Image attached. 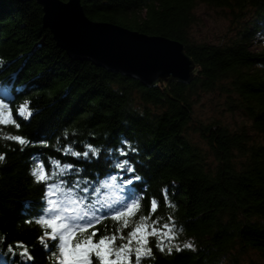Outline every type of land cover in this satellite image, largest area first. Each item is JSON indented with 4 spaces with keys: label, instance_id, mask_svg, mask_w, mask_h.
I'll return each mask as SVG.
<instances>
[{
    "label": "trees",
    "instance_id": "trees-1",
    "mask_svg": "<svg viewBox=\"0 0 264 264\" xmlns=\"http://www.w3.org/2000/svg\"><path fill=\"white\" fill-rule=\"evenodd\" d=\"M81 3L94 21L182 42L199 72L190 84L172 82L168 92L162 85L145 87L90 61L72 60L44 28L42 7L35 1L0 0V81L11 78L20 93L12 97L14 112L16 105L27 102L32 112L28 120L18 118L19 130L0 126V136L17 134L33 142L21 151L19 144L0 139V153L7 154L0 163V236L4 237L0 264L12 260L16 264H52L50 250L38 240L43 228L35 220L45 203V185L36 183L31 175L33 157L43 159L49 170L50 158L86 169L80 179L82 184L88 179L89 188L101 187L97 182L107 179L109 172L121 180L137 174L142 177L133 185H124L126 193L130 187L141 192L147 189L133 222L148 215L150 200L155 197L159 208L153 219L162 217V224L171 215L183 227L176 242L181 247L189 241L195 246L169 255L161 253L156 238L151 237L154 259L143 264H240L238 255L246 250L264 260V48H251L255 34L264 32V0ZM200 4L228 10L240 19L253 8L256 20L251 28L237 30L226 44L198 42L191 30ZM217 90L225 96L230 111L247 116L249 127L231 130L195 120L197 100ZM193 132L207 140V150L193 139ZM123 140L138 149L126 157L135 172L110 169L103 152L98 161L88 163L60 150L69 144L80 152L87 144L115 149ZM40 141L50 146H41ZM211 154L214 160L209 163ZM75 177L74 171L66 179ZM165 188L174 209L165 206ZM100 195L87 193L97 209ZM97 227L100 234L111 233L116 223L108 219ZM130 230L125 229V234ZM16 241L27 245L33 261L8 255L7 245Z\"/></svg>",
    "mask_w": 264,
    "mask_h": 264
},
{
    "label": "snow or ice",
    "instance_id": "snow-or-ice-1",
    "mask_svg": "<svg viewBox=\"0 0 264 264\" xmlns=\"http://www.w3.org/2000/svg\"><path fill=\"white\" fill-rule=\"evenodd\" d=\"M260 39L264 40V34ZM2 65V61H0ZM15 83L9 78L7 81H0V126H11L19 130L21 124L19 119L28 120L32 116L29 108L30 102L16 105L14 112L13 96L19 95ZM0 139L15 142L20 145L21 151L26 146H31L33 142L22 135L7 134L0 136ZM41 146H50L47 141H40ZM118 148H102L92 144L85 145L86 150L80 152L69 144L60 149L65 156H73L78 160L83 159L88 163L98 161L103 152L105 162L110 169L119 171L135 172V166L127 159L129 151L137 153L127 140L121 141ZM127 148V150H125ZM120 157H125L120 159ZM7 158L6 153H0V163ZM31 168V175L35 182L45 185L43 201L45 202L38 209L35 223L43 228V233L38 240L40 244L49 251V259L52 264H143L149 258L154 259L150 238H156V248L164 253L172 254L173 250L181 252L184 249L194 250L193 242H184L183 247L176 242L183 232V227L178 226L174 218L170 215L168 222L162 223V217L153 216L159 208V202L155 197L150 200V211L148 215H140L138 221L133 222L132 218L137 216L142 207V201L146 198L147 189L139 191L136 188H128L127 193L114 203L97 200L101 204V211L97 209L88 199L87 193L90 191L100 194L101 189L118 188L122 190V185H133L134 181H141L138 174L131 179L121 180L111 172L107 174V179L98 181L101 187L89 188L88 179L81 182L80 176L86 171L77 168L73 163H62L59 159L50 158L49 167H46L43 159L36 160ZM75 171L74 180L66 179L72 177ZM119 186V187H118ZM165 206L174 209L176 205L169 198V190L163 189ZM99 213V214H98ZM111 219L116 223V227L111 233L100 234L97 225ZM151 221V223H149ZM32 223V220L28 221ZM159 225V227H157ZM131 229L125 234V229ZM47 238V239H46ZM48 240L53 243L49 245ZM120 241L118 244L117 241ZM4 237L0 236V245L3 244ZM8 255L18 256L21 260L31 262L34 257L27 245L22 241H16L7 245ZM2 253V247H0ZM11 264H16L15 260Z\"/></svg>",
    "mask_w": 264,
    "mask_h": 264
},
{
    "label": "water",
    "instance_id": "water-1",
    "mask_svg": "<svg viewBox=\"0 0 264 264\" xmlns=\"http://www.w3.org/2000/svg\"><path fill=\"white\" fill-rule=\"evenodd\" d=\"M18 1H35L42 7L44 28L72 60L90 61L148 88L162 85L167 92L172 82L190 84L199 72L182 42L94 21L81 0Z\"/></svg>",
    "mask_w": 264,
    "mask_h": 264
},
{
    "label": "rangeland",
    "instance_id": "rangeland-1",
    "mask_svg": "<svg viewBox=\"0 0 264 264\" xmlns=\"http://www.w3.org/2000/svg\"><path fill=\"white\" fill-rule=\"evenodd\" d=\"M196 23L193 25L191 35L198 42L226 44L235 37L237 30L241 28H251L252 20H256L255 10L250 8L242 19L232 16L228 10L207 7L206 4H200L195 9ZM249 25V27H247ZM261 34H255V41L251 43L254 51H260L264 48V40L260 39ZM225 96L220 90L204 94L198 99L194 106L195 120L204 124H220L229 127L231 130L240 129L244 126L249 127V120L246 115L239 111H230L225 100ZM193 139L204 149H208V142L200 134L191 133ZM209 163L213 162L212 154L208 156ZM119 187V186H118ZM122 190L118 188H109L103 193H107L104 199L108 203H114L125 195V187ZM238 255L240 264H264L263 258L258 253L251 250L243 251Z\"/></svg>",
    "mask_w": 264,
    "mask_h": 264
},
{
    "label": "bare ground",
    "instance_id": "bare-ground-1",
    "mask_svg": "<svg viewBox=\"0 0 264 264\" xmlns=\"http://www.w3.org/2000/svg\"><path fill=\"white\" fill-rule=\"evenodd\" d=\"M121 191V190H120Z\"/></svg>",
    "mask_w": 264,
    "mask_h": 264
}]
</instances>
